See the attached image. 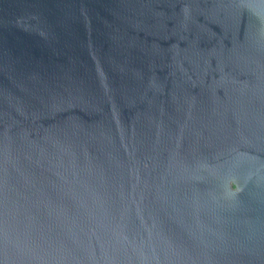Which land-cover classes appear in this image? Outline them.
<instances>
[{"label":"water","instance_id":"obj_1","mask_svg":"<svg viewBox=\"0 0 264 264\" xmlns=\"http://www.w3.org/2000/svg\"><path fill=\"white\" fill-rule=\"evenodd\" d=\"M0 264H264V0H0Z\"/></svg>","mask_w":264,"mask_h":264}]
</instances>
